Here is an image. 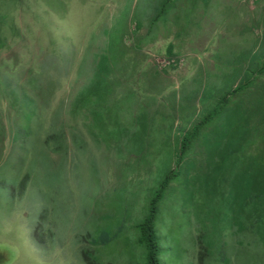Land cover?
<instances>
[{
  "label": "rangeland",
  "instance_id": "obj_1",
  "mask_svg": "<svg viewBox=\"0 0 264 264\" xmlns=\"http://www.w3.org/2000/svg\"><path fill=\"white\" fill-rule=\"evenodd\" d=\"M47 2L0 8V264H143L151 206L162 264H264V0Z\"/></svg>",
  "mask_w": 264,
  "mask_h": 264
},
{
  "label": "trees",
  "instance_id": "obj_2",
  "mask_svg": "<svg viewBox=\"0 0 264 264\" xmlns=\"http://www.w3.org/2000/svg\"><path fill=\"white\" fill-rule=\"evenodd\" d=\"M1 2H3V0H0ZM6 1V0H5ZM4 23L5 20H4ZM10 23V21L8 22ZM101 63V59H99L98 62L94 61V67L96 65H99ZM9 85V83H8ZM17 90L14 89V93H16ZM23 99L25 100V102H34V98L32 96H28L25 92H23ZM84 101L83 97H76V99L73 98L72 101V105L73 107H76L78 105H80L82 102ZM81 102V103H80ZM80 103V104H78ZM29 112H33V108L29 110ZM51 116L49 117L50 119V123H51V127L55 125V119L56 117H58V112L57 111H53L50 112ZM63 126V125H62ZM57 135H55L54 132L51 133L52 136H49V138H53L54 136H56L55 141L54 140H49L46 139L45 140V144L46 147H49L50 151H55L58 150L59 148H63L65 147V143L64 140H66L63 136V131H61L60 134V138L58 140L59 134L56 133ZM167 182V180H165V183ZM153 220H154V207L151 206L149 214L144 218V220L139 224L141 227V231H142V236H140L137 241L140 242L143 246V249L145 250V260L143 264H162L161 260H160V252H159V242L156 239L155 236V230L153 228ZM225 262H228L225 261Z\"/></svg>",
  "mask_w": 264,
  "mask_h": 264
},
{
  "label": "crops",
  "instance_id": "obj_3",
  "mask_svg": "<svg viewBox=\"0 0 264 264\" xmlns=\"http://www.w3.org/2000/svg\"><path fill=\"white\" fill-rule=\"evenodd\" d=\"M1 2V1H0ZM3 2H6V4L4 5V3L2 4V2H1V4H0V8H7V7H9V0H6V1H3ZM16 9V8H15ZM24 9H26V7L24 8ZM15 11V10H14ZM25 12V10H23V13ZM27 13V12H26ZM26 13H24V14H26ZM43 13L44 14H46V13H48V14H50V15H52V14H54L55 16H57L56 14V11H55V9L51 6V4H50V2H47V0H43ZM17 22H18V20H17ZM10 24V23H9ZM18 24H19V22H18ZM19 26H20V28H21V25L19 24ZM108 42H109V40H108Z\"/></svg>",
  "mask_w": 264,
  "mask_h": 264
}]
</instances>
